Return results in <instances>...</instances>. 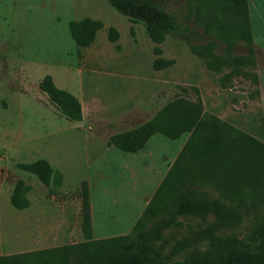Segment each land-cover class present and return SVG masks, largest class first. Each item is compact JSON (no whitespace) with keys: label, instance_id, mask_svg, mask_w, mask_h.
Returning a JSON list of instances; mask_svg holds the SVG:
<instances>
[{"label":"rangeland","instance_id":"rangeland-1","mask_svg":"<svg viewBox=\"0 0 264 264\" xmlns=\"http://www.w3.org/2000/svg\"><path fill=\"white\" fill-rule=\"evenodd\" d=\"M151 1L191 31L168 34L158 44L159 55L143 22L119 13L107 0H0V255L83 242L78 196L83 180L89 188L92 238L129 233L158 186L157 176L167 169L160 172L163 163L173 160L188 133L175 140L153 134L138 152L109 146L108 137L143 123L175 96L199 95L206 112L221 114L264 142V0H248L256 81L236 75L226 88L189 49L213 38L193 20L185 0ZM85 16L101 20L103 27L91 44L78 47L68 22ZM109 26L118 32L115 41L107 37ZM214 41V53L226 60L247 52L242 40ZM157 56L174 62L155 69ZM229 67L222 64L218 74ZM46 74L80 101L79 122H68L40 90ZM37 158L62 174L52 195L34 174L17 166ZM17 178L30 185L29 205L22 209L9 200ZM254 217L249 212L216 233L248 241Z\"/></svg>","mask_w":264,"mask_h":264},{"label":"trees","instance_id":"trees-1","mask_svg":"<svg viewBox=\"0 0 264 264\" xmlns=\"http://www.w3.org/2000/svg\"><path fill=\"white\" fill-rule=\"evenodd\" d=\"M107 1L119 13L134 14L143 22L149 38L157 44L153 47L156 55L161 53L158 44L168 34L184 36L191 32L174 13L151 0ZM185 6L202 32L213 38L206 44H189V49L218 75L220 87H228L227 80L236 75L256 81L248 0H185ZM102 27L101 20L88 16L68 22L69 34L78 47L91 44ZM107 37L111 41L118 38L115 27H108ZM214 39L242 40L247 52L226 60L214 53ZM173 62L157 56L152 66L162 69ZM222 64L230 69L219 75ZM38 87L68 122L82 119L80 101L59 88L51 75H44ZM183 133H188L185 142L129 233L92 238L89 188L83 180L78 196L85 240L0 255V264H264L263 141L206 112L197 95L195 99L175 96L143 123L110 135L107 144L124 152H138L153 134L174 140ZM17 166L34 174L49 188L50 195L61 184V172L44 158ZM29 189L28 183L17 178L9 197L11 205L27 207ZM249 212L255 217L248 241L230 240L216 233L220 228L233 227ZM190 221H197L198 226L191 227Z\"/></svg>","mask_w":264,"mask_h":264},{"label":"crops","instance_id":"crops-1","mask_svg":"<svg viewBox=\"0 0 264 264\" xmlns=\"http://www.w3.org/2000/svg\"><path fill=\"white\" fill-rule=\"evenodd\" d=\"M204 104V103H203ZM212 114H214V113H212ZM214 115H216V116H218L219 118H221V119H225V118H223V116L221 115V114H214ZM226 120V119H225ZM232 123V122H231ZM233 124V123H232ZM234 125V124H233ZM235 126H236V124H235ZM238 127V126H237ZM184 134V133H183ZM182 134V135H183ZM181 135V136H182ZM180 136V137H181ZM184 136V135H183ZM179 137V138H180ZM186 138H187V136L186 137H184V139H183V141L181 142V144H180V146H178L179 148H177L178 149V152H179V150H180V148L182 147V145H183V143L185 142V140H186ZM175 140V139H174ZM148 142V141H147ZM144 149V148H143ZM143 149H141V150H143ZM140 151V150H139ZM177 155V154H176ZM176 157V156H175ZM175 157L173 158V160L175 159ZM170 160V159H169ZM173 160H172V158H171V160L170 161H168V159L163 163V165H162V169H161V173L163 172V170L165 169V168H167L166 170H165V172H164V174L161 176V174H159V176H157V177H159L158 178V184H159V182L161 181V179L163 178V176L165 175V173L167 172V170H168V168H169V166L171 165V163L173 162ZM168 162H170L169 164H167ZM158 173H159V171H158ZM161 176V177H160ZM161 178V179H160Z\"/></svg>","mask_w":264,"mask_h":264}]
</instances>
